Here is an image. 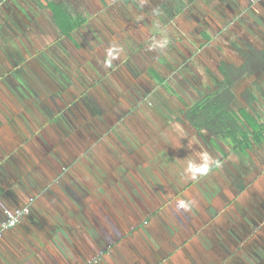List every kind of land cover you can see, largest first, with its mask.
<instances>
[{"label": "crops", "instance_id": "0c3cea01", "mask_svg": "<svg viewBox=\"0 0 264 264\" xmlns=\"http://www.w3.org/2000/svg\"><path fill=\"white\" fill-rule=\"evenodd\" d=\"M110 8L94 16L72 9L86 22L69 35L50 9L23 24L20 42L2 47L9 68L0 79V227L8 211L30 206V214L0 238V264H264V202L255 195L264 182L262 165L250 170L237 156L240 165L223 168L219 160L202 182L185 172L188 159L197 157L179 147L188 127L176 109H137L141 98L160 91L157 76L168 61L162 64L160 52L145 47H125L122 20L114 17L117 11L111 17ZM111 48L121 50L115 59L107 56ZM214 78L218 72H210L209 81ZM212 87L208 83L205 92ZM106 131L114 141L124 136L121 148L140 140L137 152H111L115 146L106 145L135 167L137 181L128 170L116 171V163L106 170L98 154L103 175H88L79 165L91 163L89 135ZM148 140L155 150L159 141L162 152L149 151ZM181 200L186 210L178 207Z\"/></svg>", "mask_w": 264, "mask_h": 264}, {"label": "rangeland", "instance_id": "374dc122", "mask_svg": "<svg viewBox=\"0 0 264 264\" xmlns=\"http://www.w3.org/2000/svg\"><path fill=\"white\" fill-rule=\"evenodd\" d=\"M59 1L68 2L74 11L77 10L76 12L85 11L93 16L100 15L102 13L100 11L104 12V10L110 7L109 11H111V17L114 11H117L114 13V17L117 19L120 17L122 20V25L118 23L120 25L118 27L120 29L118 33H121V41L125 47H129L132 52L137 49H143L144 47L148 51H152L153 55L156 54V52H160L159 55L161 58H159V60L162 61V64L163 59L167 60L169 65H166L167 67L164 66L162 70L160 68V75L163 77V80L167 81V83L176 89L177 93L179 92L183 96V101L187 104L201 97V91H198L195 97H190L186 93L187 88L196 92V90H198L197 87L202 89V87L208 85V83L210 86H213V82L209 81V74L210 72H217L215 65L217 61H226L237 66L239 65L238 67L247 62L248 59L244 58L245 51L237 45L238 40L236 38L240 39V41H242V39L245 41L248 39L247 42H251L250 45L256 50L263 49L264 47V0H248L249 5L246 6L244 5L246 0H221L218 5H215L212 0H168L171 1V3L165 8L163 6L166 0H116L113 5L104 4V6L101 0H99L100 2L97 0ZM98 4L99 7H96ZM243 7L245 11L247 10L246 12L242 10ZM171 8L173 11L172 17L166 15V11ZM175 8L176 10H174ZM188 9H191L192 12H196L194 17L192 16V12ZM43 12H50V8H44L42 11H39L34 0H0V79L5 76L9 68L8 64L5 62L4 50H2V47L8 46V42L10 43L12 40H15V44L20 42L19 36L22 35L21 29L23 28V24L24 27L27 25L30 26L31 22H28L29 18L33 19ZM115 18L113 19L115 20ZM205 22H208V26ZM101 24V31H103V34L106 36L107 32L104 28L105 26L102 22ZM2 26L6 27L1 30ZM161 39H166L168 41L164 49L150 47L154 40ZM235 44L238 47H236ZM231 46L233 48H231ZM14 47L17 48L16 46ZM241 61H243V63H240ZM256 76V79L261 83V89L256 91L260 101L255 104L258 109L254 112L258 115V118L256 117L257 123L262 125L264 124V74L259 72ZM256 76L241 81L235 88L236 93L239 95L242 89L245 91L247 89L246 87L249 88L252 86L253 82L256 80L254 79ZM207 81L209 82L207 83ZM159 88H161L160 91L148 97L141 98L142 101L137 109L142 111L143 109L155 110L159 108H161V110L176 109V116L180 117L177 109H184L186 105L181 103L178 98L171 96L162 85L159 86ZM155 91L156 90H154V92ZM238 100L239 101L235 102L238 109L247 108L248 110H252L248 108V103L242 99L241 95L238 96ZM169 119L172 120V118ZM187 127L188 130L185 129V132L183 131L185 135H181V140H178V142L184 143V145L180 144L179 147L190 150L192 152L191 154L197 157V160L200 153H209L214 161L211 169L215 168V163L219 160L221 162L219 164L220 167L224 168L225 164L235 167L236 165H240L237 158L241 157L246 168L254 170L256 166L255 170H257L261 169L259 165H262L261 172L264 171V144L259 147L254 145L247 157L237 147H233L221 141L214 142L209 139L208 141L213 147L211 146L208 148L204 142L206 138L203 139L202 137H198L192 132L189 125H187ZM165 129L167 130L169 128ZM169 131L179 136L178 130H176V134L175 129L172 130L171 128ZM70 132L75 133L71 130ZM89 136L90 145H94L95 143L94 146H88L85 152L89 153L87 155L90 157L89 160L91 163L87 168L88 170L82 163L79 164L81 167L83 166V169L87 171L88 175L93 171H101L103 169L100 162L96 159L97 154L104 158L106 170L110 169L111 165H114L113 163H116L115 170L117 171L118 168H121V174L128 170L127 173L130 174L129 178L134 175V172H138L134 166L121 160L122 155L119 154L116 159L117 155L114 152L110 153L106 145L108 144L110 148L115 146V148H111V152L112 149H120L121 152L124 150L135 152L141 145L140 140L135 142V144L134 140H132L129 146L126 145L121 148L120 145H123L124 136L119 137L115 141L114 137L109 135L108 131L96 138L91 135ZM147 144L149 146V151L152 153H154V151L158 152V150L162 152V145L159 141L156 144L158 150H155V146L153 148L151 141L148 140ZM107 152L109 153L107 154ZM124 156L125 155H123V158ZM88 157L83 161V163L85 162L84 164L89 162H87ZM149 161H146L147 163L143 167V170H145L143 174L148 173ZM108 165H110V167L107 169ZM241 166L243 167V165ZM106 170L101 171L100 175L106 173ZM80 171L82 172V170ZM71 172L77 173L76 171ZM115 173L119 174V172ZM204 177L205 176H199L196 181L202 182ZM258 177L259 176H257V178ZM263 178L264 177L261 176L262 180ZM117 179L121 180L122 177H117ZM132 179L133 181H137L134 177H132ZM85 180L86 179L83 180L84 183L86 182ZM101 180H103L104 183H109V178ZM148 180L152 181L153 177L150 175ZM168 180L171 181L172 179L169 178ZM130 181L131 180H129V182ZM138 181L144 182L142 176L138 178ZM131 183L134 184L133 182ZM115 185L116 183H113V186ZM116 189L115 187L114 192ZM255 195L261 202H264V182H261L258 193ZM120 196L122 197L123 195L120 194ZM90 197H92V195H90ZM30 201L32 203V200ZM250 201L252 204L255 202L254 199ZM196 205L199 208L201 207L198 203H196Z\"/></svg>", "mask_w": 264, "mask_h": 264}, {"label": "trees", "instance_id": "16d2710c", "mask_svg": "<svg viewBox=\"0 0 264 264\" xmlns=\"http://www.w3.org/2000/svg\"><path fill=\"white\" fill-rule=\"evenodd\" d=\"M34 2L39 11L44 8L52 10L55 23L64 35H69L86 22L85 17H76L73 14L71 6L66 1L55 3L52 0H34ZM236 39L237 45L245 51L244 58L248 59L247 62L238 67L239 65L233 63L217 61L215 65L219 78H214L213 87L207 93L205 86L196 90L201 91V97L191 101L192 103H185L176 89L162 77L157 76V80L171 96L186 105L184 109H180V117L177 120L189 125L198 137L206 138L204 142L208 148L212 146L209 139L214 142L221 141L237 147L248 157L254 145L259 147L264 144V124L257 123L258 115L254 112L258 109L255 104L260 101L256 91L261 89V83L256 79L252 84L253 89L241 94L242 99L248 103V108L252 110L237 108L235 102L239 100L235 88L247 77L256 76L259 72L264 74V48L256 50L249 43ZM191 92L197 93L194 90ZM26 207L30 209V206Z\"/></svg>", "mask_w": 264, "mask_h": 264}, {"label": "clouds", "instance_id": "9594fccd", "mask_svg": "<svg viewBox=\"0 0 264 264\" xmlns=\"http://www.w3.org/2000/svg\"><path fill=\"white\" fill-rule=\"evenodd\" d=\"M168 41L166 39L154 40L153 44L150 46L152 48H160L164 49L167 46ZM119 49L111 48L107 51V56L111 59H115L117 55H119ZM111 59L107 61V63L111 64ZM214 161L211 155L207 152H202L199 155L198 160L188 159L187 165L185 167V172L190 175L192 179H196L199 176L207 175ZM178 207L181 209H187V205L183 200L178 201Z\"/></svg>", "mask_w": 264, "mask_h": 264}, {"label": "built area", "instance_id": "2783aa9c", "mask_svg": "<svg viewBox=\"0 0 264 264\" xmlns=\"http://www.w3.org/2000/svg\"><path fill=\"white\" fill-rule=\"evenodd\" d=\"M6 214L7 219L0 227V238L4 233L15 228L26 216H28L30 214V209L28 207H24L15 211H8Z\"/></svg>", "mask_w": 264, "mask_h": 264}, {"label": "flooded vegetation", "instance_id": "af4514ba", "mask_svg": "<svg viewBox=\"0 0 264 264\" xmlns=\"http://www.w3.org/2000/svg\"><path fill=\"white\" fill-rule=\"evenodd\" d=\"M162 1H164V0H162ZM264 48V47H263ZM264 155V154H263Z\"/></svg>", "mask_w": 264, "mask_h": 264}]
</instances>
